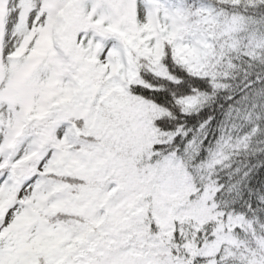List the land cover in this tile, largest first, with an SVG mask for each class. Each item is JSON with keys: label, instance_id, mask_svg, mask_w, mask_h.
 <instances>
[{"label": "snow or ice", "instance_id": "obj_1", "mask_svg": "<svg viewBox=\"0 0 264 264\" xmlns=\"http://www.w3.org/2000/svg\"><path fill=\"white\" fill-rule=\"evenodd\" d=\"M0 264H264V0H0Z\"/></svg>", "mask_w": 264, "mask_h": 264}]
</instances>
